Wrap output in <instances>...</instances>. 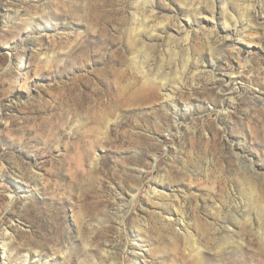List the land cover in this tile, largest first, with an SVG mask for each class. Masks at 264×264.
Returning a JSON list of instances; mask_svg holds the SVG:
<instances>
[{
    "label": "rangeland",
    "instance_id": "1",
    "mask_svg": "<svg viewBox=\"0 0 264 264\" xmlns=\"http://www.w3.org/2000/svg\"><path fill=\"white\" fill-rule=\"evenodd\" d=\"M263 210L264 0H0V264H264Z\"/></svg>",
    "mask_w": 264,
    "mask_h": 264
},
{
    "label": "bare ground",
    "instance_id": "2",
    "mask_svg": "<svg viewBox=\"0 0 264 264\" xmlns=\"http://www.w3.org/2000/svg\"><path fill=\"white\" fill-rule=\"evenodd\" d=\"M169 95V94H168ZM50 142V141H49ZM47 145H50V143H48ZM48 147V146H47ZM255 167V165L253 164V163H251V168H254ZM76 172H78V173H80V171H78V170H76ZM252 187V189L254 188V186H253V184H250V188ZM253 191H254V189L251 191V194H253ZM157 190L155 189L154 190V193L155 194H157ZM261 210V209H260ZM264 211V210H263ZM257 212H261V211H257ZM259 214V213H258ZM261 214H262V212H261ZM180 216V215H179ZM261 219H262V217H261V215L259 216V217H257V221L259 222V221H261ZM246 220H250L249 218H247ZM182 223V222H184V217L183 216H180L179 217V223ZM178 223V224H179ZM200 258V257H199ZM4 263H7L6 261H4Z\"/></svg>",
    "mask_w": 264,
    "mask_h": 264
}]
</instances>
